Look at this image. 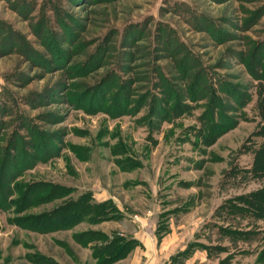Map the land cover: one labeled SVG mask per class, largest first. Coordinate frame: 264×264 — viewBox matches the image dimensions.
Wrapping results in <instances>:
<instances>
[{"label":"rangeland","instance_id":"obj_1","mask_svg":"<svg viewBox=\"0 0 264 264\" xmlns=\"http://www.w3.org/2000/svg\"><path fill=\"white\" fill-rule=\"evenodd\" d=\"M262 144L264 0H0V264H264Z\"/></svg>","mask_w":264,"mask_h":264},{"label":"trees","instance_id":"obj_2","mask_svg":"<svg viewBox=\"0 0 264 264\" xmlns=\"http://www.w3.org/2000/svg\"><path fill=\"white\" fill-rule=\"evenodd\" d=\"M260 151H264V144H262V147L260 149ZM254 175H260L263 176L264 175V161H262L258 166L255 165V168L252 171ZM32 186H28L27 189L23 192L22 196L20 197V199L17 201V206L18 209H26L30 206H32L33 201H34V193L36 192L34 190V188H29ZM33 191H35L33 193ZM41 192V191H40ZM38 192V193H40ZM37 193V194H38ZM55 197V196H54ZM61 196L55 197V198H59ZM3 201H9L5 198H2ZM249 204V202H248ZM249 206V205H248ZM250 206H252V208L255 210V213L260 216V217H264V189H262L260 192H258V194L256 195V199L254 201L253 204L250 203ZM58 209L55 211L56 215L58 217H60L59 215V211L62 210V212L71 210L72 214L70 220L74 221V223H78L80 221H82L81 217L83 216H87L89 212H97L96 214L99 215L100 211L98 210L99 207H96L94 205H90L89 202H85L83 197L82 199L80 198L75 204L73 203H68L67 205H61L59 207H57ZM260 211V212H258ZM61 223H65V222H60L59 220H57L55 223L53 224H42L43 227H46L48 229L52 227H54V229H60ZM42 226H40L41 228H43ZM119 242H121L122 244L118 247L115 248V250L113 251V257L115 258H119V259H123L125 257H127V255L131 252V250L134 248L130 242H126L124 241L122 238H114L113 246L115 244H118ZM113 246H111L113 248ZM183 254H180V256H182Z\"/></svg>","mask_w":264,"mask_h":264},{"label":"crops","instance_id":"obj_3","mask_svg":"<svg viewBox=\"0 0 264 264\" xmlns=\"http://www.w3.org/2000/svg\"><path fill=\"white\" fill-rule=\"evenodd\" d=\"M141 241H144V239H141ZM144 243V242H143ZM142 243V245L145 247V249H141V248H139L140 249V251L142 252V254H144V257H145V255H146V253H145V251L147 252V251H149L150 250V248H147V245H146V243H147V240L145 241V244H143ZM138 249V248H137ZM137 249L135 250V253L137 252ZM141 259H143V257H140V260ZM191 258L189 257L188 258V260H186V264H189L190 262H189V260H190ZM191 264H192V262H191Z\"/></svg>","mask_w":264,"mask_h":264}]
</instances>
